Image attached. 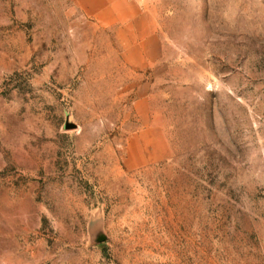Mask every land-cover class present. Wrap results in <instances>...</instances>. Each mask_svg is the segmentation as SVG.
<instances>
[{
	"label": "rangeland",
	"instance_id": "rangeland-1",
	"mask_svg": "<svg viewBox=\"0 0 264 264\" xmlns=\"http://www.w3.org/2000/svg\"><path fill=\"white\" fill-rule=\"evenodd\" d=\"M144 2L154 69L0 0V264H264V0Z\"/></svg>",
	"mask_w": 264,
	"mask_h": 264
},
{
	"label": "crops",
	"instance_id": "crops-1",
	"mask_svg": "<svg viewBox=\"0 0 264 264\" xmlns=\"http://www.w3.org/2000/svg\"><path fill=\"white\" fill-rule=\"evenodd\" d=\"M72 1L96 25L119 30L124 45L122 55L129 66L154 69L168 58L156 22L144 0Z\"/></svg>",
	"mask_w": 264,
	"mask_h": 264
},
{
	"label": "water",
	"instance_id": "water-1",
	"mask_svg": "<svg viewBox=\"0 0 264 264\" xmlns=\"http://www.w3.org/2000/svg\"><path fill=\"white\" fill-rule=\"evenodd\" d=\"M65 127H66V129H71V128L76 127V125L73 124V123L67 122L66 125H65Z\"/></svg>",
	"mask_w": 264,
	"mask_h": 264
}]
</instances>
